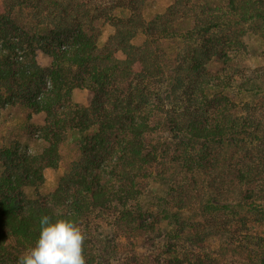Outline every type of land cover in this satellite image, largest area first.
<instances>
[{
    "label": "trees",
    "instance_id": "trees-1",
    "mask_svg": "<svg viewBox=\"0 0 264 264\" xmlns=\"http://www.w3.org/2000/svg\"><path fill=\"white\" fill-rule=\"evenodd\" d=\"M117 1L0 0V125L46 115L40 152L0 134V264L57 213L87 264H264V0Z\"/></svg>",
    "mask_w": 264,
    "mask_h": 264
},
{
    "label": "rangeland",
    "instance_id": "rangeland-1",
    "mask_svg": "<svg viewBox=\"0 0 264 264\" xmlns=\"http://www.w3.org/2000/svg\"><path fill=\"white\" fill-rule=\"evenodd\" d=\"M94 6L95 5H103V6H109V10H112L117 7L118 1L117 0H94ZM156 3L152 6L150 12L155 13L156 11L160 9L166 8L171 0H154ZM103 28V37L101 39L102 42L107 40L110 36H112L115 32V29L113 26L106 24L102 26ZM250 48L251 49H257L260 48L258 41L250 42ZM38 62L41 66H48L52 62V59L43 51H38ZM119 58H124V55L119 52L118 54ZM250 62L254 64H259L257 58L253 57L252 55H248L246 57ZM92 96L90 91L84 90V89H76L73 93V101L74 103L78 104H89L91 102ZM19 112V111H18ZM2 119L6 118L8 116V119L6 121V124L0 125V134L2 132L5 133V139L13 138V137H19L20 140L23 143V148L27 149L31 152H40L43 147L45 146V143L41 141H34L28 139V134H26L24 128H38L44 125L45 117L46 115L44 113L34 114L31 118V121H28V123L25 122V117L19 116L17 113L8 115V111H4V114H2ZM3 138V139H4ZM1 139V141H5ZM7 139V140H8ZM73 158V154L70 151L69 147H63L62 148V160L60 162V165L58 168L55 169H47L45 172V181L44 184L40 187V193L44 196H48L51 194L55 188L57 187L58 183L60 182L62 176L66 173L68 168V163ZM105 231L108 230V226L104 227ZM216 246V245H215Z\"/></svg>",
    "mask_w": 264,
    "mask_h": 264
},
{
    "label": "clouds",
    "instance_id": "clouds-1",
    "mask_svg": "<svg viewBox=\"0 0 264 264\" xmlns=\"http://www.w3.org/2000/svg\"><path fill=\"white\" fill-rule=\"evenodd\" d=\"M86 239L84 228L71 217L43 215L38 238L21 254L18 264H87Z\"/></svg>",
    "mask_w": 264,
    "mask_h": 264
}]
</instances>
